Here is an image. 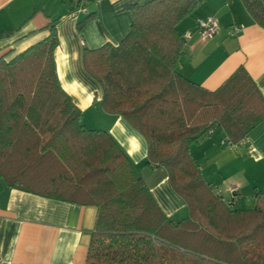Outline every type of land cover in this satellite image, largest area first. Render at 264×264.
<instances>
[{"label": "trees", "instance_id": "obj_1", "mask_svg": "<svg viewBox=\"0 0 264 264\" xmlns=\"http://www.w3.org/2000/svg\"><path fill=\"white\" fill-rule=\"evenodd\" d=\"M203 1L132 4L121 42L85 46L83 53L85 69L102 87L104 109L145 136V164L166 168L187 202L181 220L165 213L110 132L82 121L57 71L54 22L42 40L0 56V179L11 188L95 205L86 264H264V194L257 192L249 205L239 191L220 195L191 152L215 128L236 145L264 124V97L244 67L215 90L179 70L185 38L178 25ZM242 2L264 28V0ZM92 16L78 23L80 32Z\"/></svg>", "mask_w": 264, "mask_h": 264}, {"label": "crops", "instance_id": "obj_2", "mask_svg": "<svg viewBox=\"0 0 264 264\" xmlns=\"http://www.w3.org/2000/svg\"><path fill=\"white\" fill-rule=\"evenodd\" d=\"M77 0H0V56L25 50L49 34L56 24L59 46L57 71L65 90L83 111L82 121L106 129L140 167L144 180L167 215L186 217L185 199L173 188L163 167L144 166L148 143L121 115L102 104L103 90L85 69V46L117 45L130 31L128 7L148 0H89L87 11L76 15ZM93 16L83 26L78 23ZM214 18L219 29L213 38L200 34L199 19ZM239 27L233 35L230 29ZM185 38L179 70L194 83L217 89L238 67L245 68L264 97V28L250 15L242 0H204L178 25ZM215 128L191 152L212 185L227 193L237 187L243 205L264 194V124L239 144L226 141ZM97 207L66 202L7 186L0 179V258L7 264H86L95 230Z\"/></svg>", "mask_w": 264, "mask_h": 264}, {"label": "built area", "instance_id": "obj_3", "mask_svg": "<svg viewBox=\"0 0 264 264\" xmlns=\"http://www.w3.org/2000/svg\"><path fill=\"white\" fill-rule=\"evenodd\" d=\"M89 0H77V6L73 9V14L76 15L81 12H86L87 11V3ZM199 28H200V34L203 38L205 39H210L213 38L218 29H219V23L216 19L210 18V19H199ZM239 31L238 26H234L232 29H230V33L233 35ZM220 195H222L223 191L221 189H218L217 191ZM238 192L237 187H231L228 191V194L231 195V197H235L234 193ZM230 200H234L233 198ZM235 201V200H234ZM0 264H7L3 259L0 258Z\"/></svg>", "mask_w": 264, "mask_h": 264}, {"label": "rangeland", "instance_id": "obj_4", "mask_svg": "<svg viewBox=\"0 0 264 264\" xmlns=\"http://www.w3.org/2000/svg\"><path fill=\"white\" fill-rule=\"evenodd\" d=\"M86 120H87V119H85L84 122H86ZM87 126L91 127V125H89V124H87ZM92 128H93V127H92ZM94 128H95V127H94ZM143 165H144V166H147V165L145 164V162L143 163ZM147 167H148V166H147ZM161 167H162V166H161ZM163 168H164V167H163ZM164 169L166 170V168H164ZM136 172H137L139 175L143 176V173L140 172V167H139V166L136 167ZM166 172H167V170H166ZM143 178H144V177H143ZM263 193H264V190H263ZM173 218H174V217H173ZM175 218H176V217H175ZM175 218H174V219H175ZM182 218H183V217H179L178 220H181Z\"/></svg>", "mask_w": 264, "mask_h": 264}]
</instances>
